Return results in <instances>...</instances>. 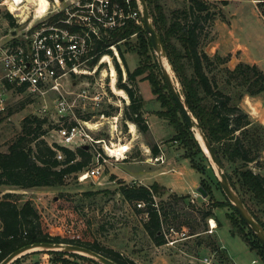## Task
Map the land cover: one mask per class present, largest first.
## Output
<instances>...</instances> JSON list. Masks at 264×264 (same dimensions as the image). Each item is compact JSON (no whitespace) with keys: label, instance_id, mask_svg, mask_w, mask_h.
I'll return each instance as SVG.
<instances>
[{"label":"trees","instance_id":"16d2710c","mask_svg":"<svg viewBox=\"0 0 264 264\" xmlns=\"http://www.w3.org/2000/svg\"><path fill=\"white\" fill-rule=\"evenodd\" d=\"M219 1L226 6L230 0ZM256 1L257 8L264 18V0ZM147 4L153 24L165 46L169 64L181 84L188 110L213 146L232 188L264 229V222L248 205L225 165L235 167L242 190L255 202L259 211L264 213V175L260 172L255 173L250 167V164H254L255 168H262L259 161L264 152V126L253 120L240 105L245 96L256 97L264 94V72L256 65L239 62L232 69L222 68L224 87H221L216 75L210 73L213 68L215 69V65H224L228 59L217 54L211 57L201 49L204 24L214 17L210 5L201 0H187V4L181 9L172 11L168 17L161 0H147ZM5 18L10 26H15L10 14L5 13ZM134 34L138 35L139 44L136 52L140 65L130 72L124 53L118 45ZM110 46H117L130 83V86L122 83V71L115 59V67L119 75L117 88L123 90L130 100V104L124 110L123 119L135 124L139 133L143 135L149 133V126L143 113V98L136 86V78L148 71L142 80L151 84L152 93L167 110L164 114L158 112V115L160 117L165 115L169 122L177 127L176 139L180 140L184 157L190 159L193 169L201 175L204 174L202 166L195 161L197 156L205 159L204 152L179 113L163 80L156 55L142 25L127 21L122 28L96 41L95 51L99 55L91 65H94L101 55L114 56ZM228 87L232 92L226 91ZM104 114L111 115L110 112ZM48 123L45 117L28 116L23 119L20 135L12 141L7 152H0V186L26 191L38 188H60L66 184L71 175L77 176L89 168L92 162V153L89 149L79 147L70 150L56 144L51 146L46 142L44 137L48 129L45 125ZM50 127L55 129L58 124L53 126L50 123ZM149 148L153 156L160 154L157 144L150 145ZM58 151L63 155L60 161L57 159ZM200 185L207 192L208 204L211 206L206 210L197 209L200 219L194 224L190 223V218L186 216L185 219L181 217L179 221L180 216L170 209L173 204L186 202L188 195L175 194L169 196L168 200L161 199L157 203L155 199L163 198L167 193L166 188L157 183L144 186L136 182L120 185L119 192L138 213L146 214V220L143 222L144 230L156 246H162L165 244L162 228L173 226L169 223L170 220L177 223L175 226L177 229L186 227L190 236H199L207 231V220L214 218L212 211L221 204L214 200L203 178ZM65 196L61 194L56 207L61 210L72 209V203L68 202ZM138 204L143 206L138 207ZM227 204L236 216L233 225L240 227V235L244 242L251 251L261 257L264 263L263 244L246 226L228 199ZM242 227L247 231L245 232ZM36 242L76 244L100 253L117 264H137L112 249L99 246L95 242L84 241L81 236L52 235L30 200H23L22 195L17 193H0V263L15 250ZM219 249L215 247L212 250L219 252ZM42 253L50 256L48 260L51 264H71L73 258L88 259L77 254L62 252ZM222 253L226 258L224 250Z\"/></svg>","mask_w":264,"mask_h":264},{"label":"rangeland","instance_id":"374dc122","mask_svg":"<svg viewBox=\"0 0 264 264\" xmlns=\"http://www.w3.org/2000/svg\"><path fill=\"white\" fill-rule=\"evenodd\" d=\"M201 1L209 4L210 11L214 14L213 20L204 24L201 49L211 57L217 54L228 59L224 65L216 63L215 69L213 68L212 73H210L216 75L221 87H224L222 68L232 69L239 62L258 60L260 68L264 71V18L256 7L257 1L230 0L226 6L219 0ZM161 4L166 15L170 17L171 12L181 9L187 4V0H161ZM34 7L33 4L28 5L26 10L31 12V16L25 23L16 28L18 33L23 32L29 24L36 22L33 17ZM20 14V18H25L28 13L23 11ZM11 17L14 19L12 15ZM138 44V35L134 34L118 45L124 53L126 65L130 72H133L140 65V59L136 52ZM248 45L251 47L250 50H247ZM252 49L256 53L251 51ZM111 50L116 56L122 73L125 70L127 74L126 66L119 56L117 46ZM106 71L105 76H103L104 72L100 71L97 72L96 76L105 78L108 93L115 105L105 104L97 116L92 119L93 121H102L101 117L104 112L116 115L122 110L124 116V110L130 104L129 98L126 100L122 97L123 95L117 92L121 89H118L117 86L114 89L109 86L110 71L108 67H106ZM169 73L173 78L171 70ZM147 74L148 71L136 78V86H138L137 90L143 98V113L149 117V124L163 152L162 162L147 160L148 155L143 153L142 146L149 147L157 144V142L154 141L150 133L147 135L139 133V139L128 158L118 163H105L103 165L104 173L97 180L87 179L80 182L76 176L71 175L66 184L60 188H38L26 191L10 190L0 186V193L17 191L14 193L21 194L23 200H30L52 235L81 236L84 241L95 242L99 246L112 249L129 258L138 255L143 260L142 264H199L198 259L200 257L212 253V249L219 247L223 242L225 246L233 250L235 257H237L236 260L238 259L240 264H252L253 258L258 260L256 264H264L260 256L248 250L240 235V227L233 225L236 216L227 204V199L218 185L216 173L206 154L204 153L205 159L200 156L195 158V161L202 166L204 174L201 175L192 168L190 159L184 157V149L180 140L176 139L177 127L171 124L165 115L163 117L158 115V112L164 114L167 110L157 100L156 95L152 93L151 84L142 80ZM127 78V75L126 78H123L122 75V83L130 86ZM70 87V84L67 85L68 90H75ZM177 88L180 90L178 85ZM229 90L228 87L226 91ZM230 92L232 91L230 90ZM246 97L241 101V104L250 113ZM261 99L264 107V98ZM249 101L252 105L256 102L255 100ZM42 106V100L31 97L28 93L13 95L10 98L8 111L0 115V152H7L9 145L21 133L23 119L28 116L47 118L49 123L45 125V128L48 129L44 137L46 142L52 144L59 141L56 131L50 127V123L53 126L59 124V118L54 113L53 104L47 100L49 111L46 115L42 114ZM102 122L104 123V120ZM108 129V125L104 123L102 130L107 131ZM94 136L105 139L110 137L108 133L102 132H95ZM113 140L117 141V138ZM259 162L262 165L261 169L255 168L254 164H250V167L255 169V172L261 171L264 175V152ZM225 165L248 205L264 222V213L259 211L255 202L242 190L235 167ZM202 178L209 187L214 200L221 204L218 208L213 209L212 213L217 223L224 226L219 229L218 225L217 233L204 232L199 236H190L184 241H179L174 248L164 245L156 246L153 243L143 227L146 214L138 213L133 205L123 199L119 192L120 185L136 182L144 186H151L155 183L164 186L167 193L163 198H156L157 203L161 199L168 200L169 196L175 194L178 196L188 195L189 198L186 199V202L173 204L170 209L180 216L179 221L182 218L185 219L186 216L190 218L189 222L194 224L200 219L197 209L206 210L211 206L208 204L209 198H203L197 191L198 186H201ZM196 184L197 186H195ZM61 194H65L64 198L72 203V209L61 210L56 207V202L61 199ZM169 223L174 227L177 224L174 220H170ZM206 223L209 226L208 220ZM243 230L247 231L245 228ZM223 250L219 249V252H216L214 264H236L229 256L226 255V258L222 256ZM49 257L46 253L36 252L25 255L12 264H40L43 260L50 259ZM89 260L73 258L71 264H99Z\"/></svg>","mask_w":264,"mask_h":264},{"label":"built area","instance_id":"2783aa9c","mask_svg":"<svg viewBox=\"0 0 264 264\" xmlns=\"http://www.w3.org/2000/svg\"><path fill=\"white\" fill-rule=\"evenodd\" d=\"M17 1L0 0V115L8 111L13 95L28 93L42 100L43 115L49 111V100L59 118L58 127L54 129L59 141L50 145L70 150L87 146L92 153L91 165L76 178L80 182L97 180L104 173L105 163H118L128 158L139 139V132L135 124L123 119L122 110L116 115L102 113V121L109 128L107 131L102 130V121L92 120L105 104L115 105L103 77L107 73L106 67L110 71V87L112 68L115 70V87L119 79L114 54L101 55L91 65L99 55L95 51V42L122 28L127 21L142 25L137 3L135 0H47L46 10L39 12V7H34L36 22L18 33L16 28L29 19L31 12L27 8L24 10L23 2ZM11 5L19 9L13 12ZM23 11L28 14L20 18ZM5 13L14 17V27L10 26ZM110 48L115 49V46ZM98 70L104 72L103 76H96ZM122 75L126 78L125 70ZM69 84L75 90H68ZM95 132L108 133L110 137L96 138ZM142 147L143 153L148 155L147 160L163 161L160 146V154L156 156L148 146ZM57 159H63L60 151ZM142 206L138 204V207ZM208 225L206 232L213 234L217 229L215 220L208 219ZM162 234L164 246L170 248L190 237L186 227H163ZM215 255L216 252L204 255L198 262L214 264Z\"/></svg>","mask_w":264,"mask_h":264},{"label":"water","instance_id":"95a60500","mask_svg":"<svg viewBox=\"0 0 264 264\" xmlns=\"http://www.w3.org/2000/svg\"><path fill=\"white\" fill-rule=\"evenodd\" d=\"M135 1L137 3L138 9L141 14L142 27L144 28L146 34L149 37V41L152 50L156 55L163 80L168 87V90L179 110L180 115L182 116L189 130L193 133L201 149L206 154V157L210 160L213 169L216 173L218 183L220 185L222 192L224 193L226 198L230 201V203L234 206L239 217L244 221L246 226L255 234V236L264 246L263 227L252 216V214L250 213V211L248 210L242 199L239 197V195L235 192V190L232 188L231 184L229 183L227 175L223 170L221 161L216 155L213 146L209 142L208 138L201 129L195 117L188 110V106L184 98V92L182 90L181 84L176 74L173 72L171 68L174 78L180 90H178V88L175 87L173 80L171 79L168 72L164 68L163 59H166L167 62L169 63L166 49L159 33L157 32L153 24V20L149 11L147 0H135ZM197 133L199 136L196 135ZM84 147L88 149L87 146ZM197 191L201 194L203 198L207 197V192L204 190L202 186H198ZM35 252H62L65 254H77L83 257H87L88 259L93 260L99 264H117L113 260L103 256L102 254L97 253L89 248L80 245L69 244V243H50V242H36L32 244H27L15 250L11 254H9L0 264H12L17 259Z\"/></svg>","mask_w":264,"mask_h":264},{"label":"crops","instance_id":"0c3cea01","mask_svg":"<svg viewBox=\"0 0 264 264\" xmlns=\"http://www.w3.org/2000/svg\"><path fill=\"white\" fill-rule=\"evenodd\" d=\"M256 7H257V5H256ZM258 9V8H257ZM259 11V10H258ZM249 46V48L247 49V50H250L251 49V47H250V45H248ZM251 51H253L254 53H256L255 52V50L254 49H252ZM244 63H247V64H250V65H256L257 67H259L260 68V63H259V61L258 60H251V61H248V62H244ZM261 69V68H260ZM262 70V69H261ZM263 71V70H262ZM264 72V71H263ZM246 97V96H245ZM245 97H243V99L245 98ZM261 98H264V94H262V95H259V96H256V97H250V96H247L246 97V99H247V101H246V103H247V105H248V107L250 108V113L242 106V104L240 103V105H241V107L253 118V120H255L256 122H258V123H260L261 125H263L264 126V107H263V105H262V99ZM242 99V100H243ZM241 100V101H242ZM249 100H255L256 102L255 103H253V105L250 103V101ZM257 104H259V105H257ZM256 107H255V106ZM146 116V118H147V121H148V119H149V117L147 116V115H145ZM148 125H149V133H150V135L153 137V139H154V141H156L157 142V145L158 146H160L159 145V141H157V137H156V135H155V133L153 132V130H152V127H151V125L149 124V121H148ZM253 171L255 172V169H253ZM260 173H261V171H259ZM256 173V172H255ZM195 186H197V184L195 185ZM10 190H14V189H10ZM14 192H17V191H14ZM14 192H12V193H14ZM193 193V192H192ZM191 193V194H192ZM192 197H194V195L192 194ZM212 219H214L215 220V222H216V225H217V230H218V225H219V229H221L224 225H221L220 223L218 224L217 223V220L215 219V218H212ZM217 230L215 231L216 233H217ZM214 232V233H215ZM233 235V234H232ZM222 240V239H221ZM219 248L220 249H224V251H225V253H226V255L227 256H229L230 258H231V260L233 261V262H235L236 264H238L239 263V260L237 259L236 260V258L237 257H235V254L233 253V250L232 249H230L229 247H227V246H225L224 245V242H223V244L222 245H220L219 246ZM247 248H248V246H247ZM248 250L250 251V252H252V253H255L254 251H251L249 248H248ZM255 255H256V253H255ZM130 259H132L133 261H135L137 264H142L143 263V260L141 259V257L140 256H138V255H135V256H132V257H130ZM238 262V263H237ZM251 263L252 264H256V263H258V260L257 259H252V261H251ZM38 264V263H37ZM40 264H51L50 263V261L47 259V260H43V262L42 263H40ZM240 264V263H239Z\"/></svg>","mask_w":264,"mask_h":264},{"label":"bare ground","instance_id":"6f19581e","mask_svg":"<svg viewBox=\"0 0 264 264\" xmlns=\"http://www.w3.org/2000/svg\"><path fill=\"white\" fill-rule=\"evenodd\" d=\"M17 2L18 3L23 2L25 4L23 6L24 10L28 7V5H31V4H33L34 6H38L39 7V12L46 10V8L48 6V2L46 0H30V2H28V0H18ZM18 9L19 8L17 6L11 5V10L13 12H16ZM105 59L107 60L109 58L106 57ZM163 65H164V68L166 69V71L168 72L169 76L171 77V75L169 73V70H171V67H170V65H169V63L167 62L166 59H163ZM171 72H172V70H171ZM172 74H173V72H172ZM112 76H113V80H112V85L113 86L112 87L114 89L115 88V86H114V83H115V78H114L115 77V70H114V68H112ZM171 79L173 80V83H174L175 87L177 88V83L175 82L174 75H173V78L171 77ZM117 92L119 94L123 95L122 97H124V99L128 100V96H127V94L124 91L118 90ZM131 128H132V130H135L133 124H131ZM196 135L199 136L198 133Z\"/></svg>","mask_w":264,"mask_h":264}]
</instances>
